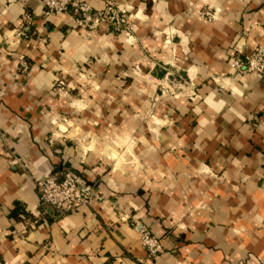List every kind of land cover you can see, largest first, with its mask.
Returning <instances> with one entry per match:
<instances>
[{"label":"crops","instance_id":"crops-1","mask_svg":"<svg viewBox=\"0 0 264 264\" xmlns=\"http://www.w3.org/2000/svg\"><path fill=\"white\" fill-rule=\"evenodd\" d=\"M112 1L130 35L0 0V264H264V78L231 66L264 0ZM65 170L98 199L60 214L35 179Z\"/></svg>","mask_w":264,"mask_h":264},{"label":"built area","instance_id":"built-area-1","mask_svg":"<svg viewBox=\"0 0 264 264\" xmlns=\"http://www.w3.org/2000/svg\"><path fill=\"white\" fill-rule=\"evenodd\" d=\"M41 1L46 15L69 13L76 28L90 31L103 23L114 34L130 35L132 31L131 14L112 0H107L103 9L97 12L88 0ZM205 14L211 16L208 11ZM23 18L30 21L27 14ZM28 36L25 29H16L13 31L12 44L19 38ZM19 64L23 72L27 71L28 62L23 57L19 59ZM231 66L239 75L254 74L264 78V42L256 44L249 52L238 51L231 58ZM56 87L66 91L67 84L60 80ZM35 186L41 203L60 214L74 212L81 206H90L98 199L93 187L70 170L38 177L35 179ZM140 243L150 256L157 255L162 249L160 239L146 228L140 231Z\"/></svg>","mask_w":264,"mask_h":264},{"label":"trees","instance_id":"trees-1","mask_svg":"<svg viewBox=\"0 0 264 264\" xmlns=\"http://www.w3.org/2000/svg\"><path fill=\"white\" fill-rule=\"evenodd\" d=\"M20 208H21V207L16 203V204H15V208H14V210H13L12 213H13L14 215H16V213L18 212V210H19Z\"/></svg>","mask_w":264,"mask_h":264}]
</instances>
